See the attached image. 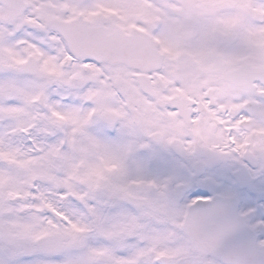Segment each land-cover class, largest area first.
Instances as JSON below:
<instances>
[{
	"label": "snow or ice",
	"instance_id": "1",
	"mask_svg": "<svg viewBox=\"0 0 264 264\" xmlns=\"http://www.w3.org/2000/svg\"><path fill=\"white\" fill-rule=\"evenodd\" d=\"M0 264H264V0H0Z\"/></svg>",
	"mask_w": 264,
	"mask_h": 264
}]
</instances>
